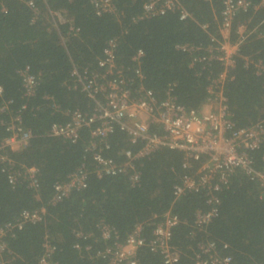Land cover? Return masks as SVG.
Wrapping results in <instances>:
<instances>
[{
	"label": "trees",
	"instance_id": "16d2710c",
	"mask_svg": "<svg viewBox=\"0 0 264 264\" xmlns=\"http://www.w3.org/2000/svg\"><path fill=\"white\" fill-rule=\"evenodd\" d=\"M92 1L0 0V106H6V112H0V146L9 136L6 123L18 115L31 137L24 148L8 156L16 165L37 170L35 191L25 182L11 186L0 170V227L16 222L22 211H44L39 223L5 235V259L11 264H37L47 244L53 248V264H106L96 253L113 241L101 239L102 226L123 241L136 224L145 222L147 237L152 225L171 211L187 222L173 230L172 244L184 252L178 264H193L189 251L204 240L227 244L231 264H264V198L255 180L236 171L229 187L219 194L216 218L205 233L190 239L194 213L206 205L201 194L174 200L173 186L185 173L180 153L161 149L137 160L139 181L132 185L127 176L95 175L92 157L98 151L89 150L90 128H81L74 143L50 132L53 126L69 125L76 112L89 116L96 103L104 101L89 98L76 85L72 71L93 73L109 41L115 43L116 65L128 78H134L136 68L131 59L141 51L142 86L157 99L170 90L178 104L199 109L221 66L216 61L192 62L203 50L190 54L178 47L206 48L217 30L220 0H179L189 15L185 20H179L178 13L143 18L147 0H110L112 10L98 15ZM245 1L253 6L261 0ZM29 2L33 8L27 6ZM52 13L62 19L56 20ZM200 25H207L206 30ZM239 25L248 35L223 87L230 118L238 128L264 117V74L245 61L264 59V41L258 37L264 33V6L238 13L232 27ZM235 37L232 32V40ZM24 74L36 80L31 95L25 94ZM141 146V141L131 145L116 130L105 139L100 154L121 166L122 153L135 154ZM251 157L254 169L264 168V147ZM82 166L88 170L86 187L53 203V186ZM138 259L141 264H162L147 249L138 253Z\"/></svg>",
	"mask_w": 264,
	"mask_h": 264
},
{
	"label": "built area",
	"instance_id": "2783aa9c",
	"mask_svg": "<svg viewBox=\"0 0 264 264\" xmlns=\"http://www.w3.org/2000/svg\"><path fill=\"white\" fill-rule=\"evenodd\" d=\"M96 13L110 12V0H94L91 2ZM221 9L215 35L210 36L206 48L180 45L178 49L190 54L203 50V55L194 57L192 62L216 61L221 71L210 81L206 88V100L199 109H187L178 104L170 90L165 92L163 99H157L155 94L142 86L140 59L143 56L137 51L132 57L136 66L133 69L134 78H128L121 66L115 63V43L109 41L97 59V69L93 73L72 71L75 83L86 92L91 99H103L96 103V108L89 116L79 112L71 116V123L65 127L53 126L51 135L62 137L72 143L78 138L81 128H90L89 150H97L93 154V172L97 177L127 176L132 185L139 181L135 162L150 157L158 150L165 149L180 153L181 169L185 172L179 182L173 186L172 196L177 200L186 194H201L205 198V210L194 213L189 238L205 233L207 226L218 214L219 194L227 189L236 171L251 180H255L260 197L264 198V168L254 169L251 154L264 147V117L245 126L236 127L230 118L227 99L223 93L225 82L230 79L229 71L233 67L240 45L246 40L248 32L243 25L233 29V22L238 13L264 6V0L257 5H251L245 0H220ZM33 8V3H27ZM167 13H178L179 20L189 17L179 0H147L143 5V18L163 16ZM56 20L62 17L52 13ZM206 30L207 25H200ZM234 32L235 40L231 34ZM258 37L264 41V33ZM246 64H253L257 73L264 74V59L252 61L245 58ZM101 72L100 74H98ZM98 74V75H97ZM36 84L34 77L24 74L23 86L25 94L31 95ZM135 86V87H134ZM1 94V88H0ZM0 112H6V106H0ZM96 125L92 128V125ZM9 136L0 146V170L4 172L11 186L25 182L32 190L37 188V170L34 167H24L8 156L9 152L22 149L31 135L22 128L18 115L11 117L6 123ZM124 133L131 145L138 141L142 146L135 154L130 150L122 153L125 163L114 165L113 161L104 158L101 147L105 139L114 131ZM88 170L80 167L68 176L63 183L53 186L52 202L57 203L71 192L86 187ZM43 210L22 211L18 220L0 227V264H11L5 259V235L11 236L14 229H21L25 224L41 221ZM171 211L165 212L160 220L153 224L149 236L144 235L148 224H136L123 241H118L115 233L103 227L100 229L102 240L112 238V245L104 247L96 253L97 257L106 259V264H141L138 253L147 249L149 253L158 255L162 264H178L184 254L181 249L172 244L173 230L180 224H186ZM12 233V234H11ZM43 255L37 264H53L51 253L53 248L44 244ZM229 249L225 243L204 240L190 249V259L193 264H231L232 257L227 254Z\"/></svg>",
	"mask_w": 264,
	"mask_h": 264
}]
</instances>
